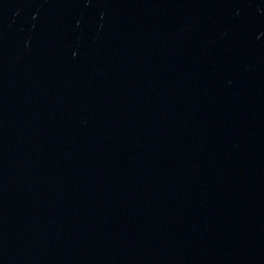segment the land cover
Masks as SVG:
<instances>
[{"label":"water","instance_id":"obj_1","mask_svg":"<svg viewBox=\"0 0 264 264\" xmlns=\"http://www.w3.org/2000/svg\"><path fill=\"white\" fill-rule=\"evenodd\" d=\"M0 264H264V0H0Z\"/></svg>","mask_w":264,"mask_h":264}]
</instances>
